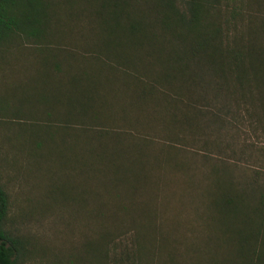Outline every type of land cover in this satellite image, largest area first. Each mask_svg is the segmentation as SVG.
I'll return each mask as SVG.
<instances>
[{"label": "trees", "instance_id": "1", "mask_svg": "<svg viewBox=\"0 0 264 264\" xmlns=\"http://www.w3.org/2000/svg\"><path fill=\"white\" fill-rule=\"evenodd\" d=\"M82 2H93L87 17L100 25L95 30L105 39L124 37L127 52L111 41L84 49L49 38L44 28L60 5L69 9L78 0H0V46L16 39L18 48L44 59L40 72L53 74L46 73L47 85L55 80L46 115L57 124H47L54 129L48 134L80 132L93 142L85 160L68 148L56 164L60 172L92 167L95 189L118 202L128 194L130 210L142 205L131 194L192 184L189 191L201 188L202 226L220 222L235 232L169 237L156 229L161 219L113 212L94 222L97 232H81L82 223L65 214L83 235L73 257L82 264H264V165L240 168L232 150L250 130L256 139L243 146L259 150L264 164V147L255 142L256 135L264 139V0ZM91 73H108L99 112L85 98ZM97 89L105 91L103 79ZM8 211L0 187V264H19L22 244L5 228ZM188 239L199 244L190 247Z\"/></svg>", "mask_w": 264, "mask_h": 264}, {"label": "rangeland", "instance_id": "2", "mask_svg": "<svg viewBox=\"0 0 264 264\" xmlns=\"http://www.w3.org/2000/svg\"><path fill=\"white\" fill-rule=\"evenodd\" d=\"M92 5L93 2L85 4L82 0L69 9L60 5L57 19L49 21L44 28L49 32V38L53 42L69 41L84 49L111 41L114 48L127 52L129 47L124 37L112 35L105 39L95 30L100 25L87 17V8ZM42 60V57L29 55L18 48L16 39L0 46V187L9 199L5 228L22 244L19 264H82L73 256L82 248L83 235L76 229L72 230V223L65 214L82 223L81 232H97L94 222L106 221L110 212L118 213L117 218L141 214L149 220L161 219L163 227L156 229L169 237L182 232L196 236L203 232H235L222 230L220 222L210 227L202 226L201 188H194L199 198L191 199L188 193L195 194L189 191L192 184L181 189L183 191L171 186L165 190L149 188L131 194L142 205L140 210H130L128 194L118 202V197L109 196L104 189H95L97 175L93 174L92 167H83L85 170L78 173L60 172L56 164L61 163L68 148L76 150L85 160L93 153V142L80 132L48 134L54 129L46 128L47 124H57V121H49L46 115L48 105L53 101L55 80L46 84L47 72L38 69ZM107 74L95 79L98 75L91 73L88 85L83 86L87 90L85 98L92 99V108L98 112L102 106L96 103L97 100L104 98L107 101ZM102 79L105 91L97 89ZM103 111H107V104ZM248 131L238 135L232 150L236 152L234 161L240 168L254 171L258 165L264 164L259 150L243 146L256 139ZM256 136L260 139L255 141L257 146L264 147L262 135ZM230 137V133L223 132V139ZM188 174L187 170L183 172L184 177ZM48 188L56 193L48 196L45 193ZM159 201L165 202V207L155 204ZM124 204H127L126 208H123ZM188 242L190 247L199 244L196 239H188Z\"/></svg>", "mask_w": 264, "mask_h": 264}]
</instances>
